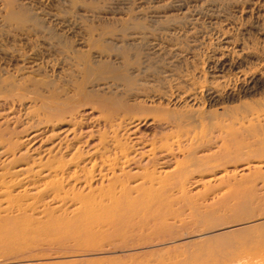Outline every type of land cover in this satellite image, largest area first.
I'll use <instances>...</instances> for the list:
<instances>
[{"label": "bare ground", "instance_id": "1", "mask_svg": "<svg viewBox=\"0 0 264 264\" xmlns=\"http://www.w3.org/2000/svg\"><path fill=\"white\" fill-rule=\"evenodd\" d=\"M17 21L20 24L34 23L32 17L26 14ZM132 23L136 29L137 21ZM128 26L121 27V39L94 41L85 54L70 47L68 52L72 58L80 59L76 66L81 68L78 73L81 83L73 86V95L64 102L50 105L46 97L42 99L43 113L39 123L48 126L52 132L66 125L68 128L63 132L71 133V138L50 144L44 156H35L18 171H13V167L19 161H27L28 156L12 153L11 160L1 169L5 173H0V245H16L17 250L26 256L25 259L53 255L72 257L81 245L85 248L89 244L97 246L105 255L129 253L126 250L129 247H143L151 236L143 235L142 230L157 221L164 225L165 219L175 211L173 205L176 203L172 196H184L187 192L185 185L195 180L193 176L212 174L223 168L220 174L213 176L214 179L227 189L238 190L234 200L246 207L252 205L255 199L243 198L239 193L240 187L254 179L264 181L262 161L248 162L239 172L237 167L227 168L240 160H264V99L256 104V109L243 107L238 113L224 111L217 117L206 113L207 105L236 103L246 95L257 94L264 82L259 86L256 82L248 83V77L242 74L243 81H237L233 87L231 80L224 78L214 86L180 90V83L173 85L174 82L167 77L161 78V73L149 64V57L143 51L146 40L124 38V28ZM93 50L97 52L92 54ZM209 62L204 63L203 72ZM218 62L215 59L211 61ZM99 64L105 69L104 73L97 69ZM20 69L7 75V83L2 82L3 77L0 76V82L6 83L0 88V94L30 89L36 94L39 89L61 88L56 82L62 73L54 65L38 63L27 66L23 63ZM24 70L30 72L21 74ZM33 74L40 78L36 80ZM259 74L255 72L251 77L257 79ZM149 77L156 79L154 85H150ZM98 79L107 82L98 84ZM105 91L112 95L110 103L96 98L98 92ZM205 94L209 98L206 106ZM87 105H91L92 109H112L115 115L105 118L96 132L94 128H89L80 142L77 137L84 131L80 122L85 113L80 109ZM153 111L165 112L166 115L154 116L151 120L152 133L146 134L139 127L145 119L137 115ZM224 128L229 130L225 136ZM233 128H238V131H232ZM94 134L98 135V141L91 145L87 140ZM239 141L247 143L240 146ZM225 144L234 146L226 148ZM248 189L249 193L253 192L252 187ZM198 219L203 221L205 216L200 215ZM261 222L260 230L264 238V217ZM228 229L216 225L211 231L203 233L204 236H213V232L218 231L223 235ZM196 237H185L183 241L190 243ZM117 241L124 245L122 250L120 246H115Z\"/></svg>", "mask_w": 264, "mask_h": 264}, {"label": "rangeland", "instance_id": "2", "mask_svg": "<svg viewBox=\"0 0 264 264\" xmlns=\"http://www.w3.org/2000/svg\"><path fill=\"white\" fill-rule=\"evenodd\" d=\"M25 14L30 15L34 23L20 24L17 21ZM134 21L138 23L136 29L131 25ZM122 26H128L124 28V38L127 40L147 41L143 51L149 57V64L161 73V78L167 77L174 82L173 85L180 83V90L214 86L224 78L230 79L233 87L237 81L238 83L243 81L242 74H246L248 83L256 82L259 86L264 82V0H0L2 82L7 83L8 76L21 70L20 66L23 63L27 66L38 63L54 65L62 73L56 82L60 89L57 87L53 90L39 89L36 94H33L31 89L8 95L0 94V173H5L1 169L11 160L12 153L16 156L20 154L28 156L27 161H19L13 167V171H18L35 156H44L46 149L51 147L50 144L55 145L59 139L66 141L67 138H71V133L63 132L68 128L66 125L52 132L48 126L39 123L43 113L41 101L46 97V102L50 105L58 101L64 102L67 97L73 95V86L81 83L78 75L81 68L76 66L80 59L72 58V54L68 52L70 47L76 48L80 54H85L94 41L109 42L121 39L123 33L119 31ZM111 33L114 35H110ZM95 52L97 51L93 50L92 54ZM214 59L219 61L218 64L211 63ZM208 60L209 66L203 72L204 63ZM115 63L118 64V61ZM96 67L99 72L104 73L105 69L100 64ZM28 72L30 71L24 70L21 74ZM255 72H260L262 77L259 74L257 79L252 78ZM32 76L36 80L40 78L36 74ZM147 79L150 85L155 84V78ZM2 82L0 88L6 84ZM106 82L104 79L97 81L98 84ZM255 94L253 92L246 95L236 103L228 102L229 104L210 107L206 106L209 98L205 94L206 113L217 117L224 111L238 113L243 107L256 109L258 108L256 104L264 99V86ZM98 95L96 98L101 102L110 103L111 94L105 91L98 92ZM80 110L85 111L80 122L84 131L77 137L80 142L84 140L83 136L89 128H94L93 131L96 132L105 118L115 115L112 109L102 110L99 107L92 109L91 105ZM165 115V112L160 111L139 114L137 116L145 119L141 121L139 127L146 134H150L153 117ZM224 129L222 130L225 136L229 134V130ZM231 130L238 131V128ZM97 136L92 135L87 143L97 144ZM245 143L247 142L239 141L238 145L244 146ZM233 146L225 144L226 148ZM256 161L264 162L262 158L255 161L240 160L227 168L237 167L239 172L248 162L257 163ZM223 170L220 168L212 172L213 175L206 173L207 175L193 176L195 180L185 185L187 192L184 196L181 197L179 194L172 196L176 203L173 205L174 214L165 219L164 225L157 221L151 223L148 229H143L142 234L151 236V240L148 238L143 247H129L126 249L130 251L129 253L105 255L97 246L89 244L85 248L81 245L82 249L78 248L72 257L53 255L30 260L31 258L25 259L26 256L17 250L16 245L12 248L7 246V243H2L0 264H230V262L241 264L243 260L248 262L244 261L242 264H254L255 261V264H264V238L260 230L261 219L264 217V184H261L264 181L254 179L243 184L239 193H242L243 198L253 197L255 200L248 207L238 205L233 197L238 190L221 186L213 177ZM250 187L252 193L248 192ZM200 215L205 216L203 221L198 219ZM216 225L230 229L223 235L214 231L213 236H204L206 231H211ZM192 236L196 237L193 243L183 241L185 237ZM115 244L117 247L120 246L121 250L124 248L121 241Z\"/></svg>", "mask_w": 264, "mask_h": 264}]
</instances>
